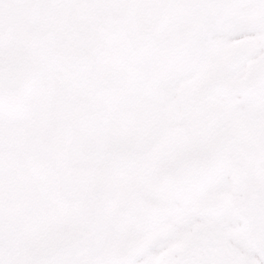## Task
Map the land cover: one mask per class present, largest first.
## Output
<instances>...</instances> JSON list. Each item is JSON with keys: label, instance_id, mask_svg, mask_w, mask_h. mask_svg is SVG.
<instances>
[{"label": "snow or ice", "instance_id": "obj_1", "mask_svg": "<svg viewBox=\"0 0 264 264\" xmlns=\"http://www.w3.org/2000/svg\"><path fill=\"white\" fill-rule=\"evenodd\" d=\"M0 264H264V0H0Z\"/></svg>", "mask_w": 264, "mask_h": 264}]
</instances>
